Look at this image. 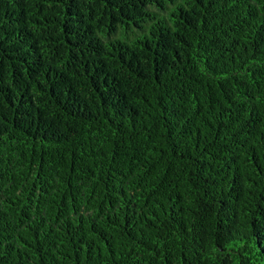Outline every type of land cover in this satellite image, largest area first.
<instances>
[{
  "label": "trees",
  "instance_id": "obj_1",
  "mask_svg": "<svg viewBox=\"0 0 264 264\" xmlns=\"http://www.w3.org/2000/svg\"><path fill=\"white\" fill-rule=\"evenodd\" d=\"M0 264H264V0H0Z\"/></svg>",
  "mask_w": 264,
  "mask_h": 264
}]
</instances>
